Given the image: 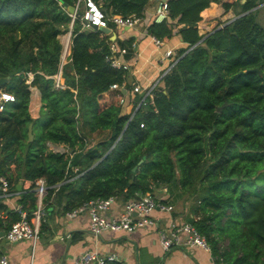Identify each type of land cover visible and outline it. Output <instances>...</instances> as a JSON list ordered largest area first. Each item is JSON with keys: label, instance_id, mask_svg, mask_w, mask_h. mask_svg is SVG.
I'll return each instance as SVG.
<instances>
[{"label": "trees", "instance_id": "16d2710c", "mask_svg": "<svg viewBox=\"0 0 264 264\" xmlns=\"http://www.w3.org/2000/svg\"><path fill=\"white\" fill-rule=\"evenodd\" d=\"M75 1L0 0V76L8 75L2 87L15 94L0 110V173L14 188L39 175L57 182L44 197L46 211L53 201L64 200L68 210L94 196L126 200L154 192L155 184L180 188L178 194H195L187 219L206 237L216 263L264 264V0H167L171 20L151 21L147 30L158 38L178 34L185 44L153 88V101L146 97L136 109L139 93L133 103L100 100L112 82L131 89L127 68L113 65L109 56L110 42L131 48L133 37L112 40L99 28L83 27L68 11ZM95 1L108 16H141L149 4ZM212 1L232 8L234 16L200 33V12ZM69 30L65 86L55 87L59 34ZM31 85L40 91L37 116L29 110ZM104 129L90 143V133ZM22 192L17 201L29 216L35 191ZM160 192L154 193L169 199V192ZM8 207L0 198L1 228L20 217L10 208L6 222ZM224 235L228 242L220 247Z\"/></svg>", "mask_w": 264, "mask_h": 264}, {"label": "crops", "instance_id": "0c3cea01", "mask_svg": "<svg viewBox=\"0 0 264 264\" xmlns=\"http://www.w3.org/2000/svg\"><path fill=\"white\" fill-rule=\"evenodd\" d=\"M226 1L233 2L234 0ZM153 7L154 3H149L144 11V16L147 17H143L144 19L133 27L120 28L115 25L110 27L112 31L110 35L113 33L114 39L126 40L133 37V47L131 48L128 45L120 46L117 42L120 47H126L125 51H119L117 54L119 59L127 64L126 82L130 86H133L134 83L145 86L158 74L159 68L164 63L161 55L166 46H173L177 49L185 44L178 34L170 38H163L161 46L154 43L153 37L148 30L146 31L147 25L151 22ZM200 15L199 32L205 33L219 25L220 21L233 17L234 10L232 8L225 10L220 2L212 1L209 6L202 9ZM121 90L126 95L125 103H133L134 92L124 87ZM106 94L116 101L117 93L115 90H110ZM40 105V91L36 85H31L29 109L32 116L39 114ZM20 183V187L16 186L19 190L18 194L3 199L9 206L3 216L6 222L12 218V214L8 213L9 209L13 208L23 193L22 191L31 187L30 179L24 178ZM123 201L124 199L118 198V202L112 204L111 210H121ZM63 202L64 200L61 203L53 201V205L48 208L43 216L40 232H45L47 238L41 237L37 240H49V242L41 245L38 255L34 250L33 261H35L33 264H72L74 256L85 248H97L102 252L113 250L131 264H217L213 260L210 249L198 244L192 246L172 245L170 248L164 249L153 226H139L131 231L105 230L96 236L88 228V213L82 211L77 215L68 216L65 213L66 210L62 208ZM26 206H30L29 199L26 201ZM154 213L159 222L186 219L182 213H176L174 210L171 212L155 210ZM28 246H31L28 239L17 241L2 239L1 251L8 254L10 264H27L22 259L25 257L24 254L28 253V264H30L31 251L26 249ZM24 251L26 252L24 253Z\"/></svg>", "mask_w": 264, "mask_h": 264}, {"label": "built area", "instance_id": "2783aa9c", "mask_svg": "<svg viewBox=\"0 0 264 264\" xmlns=\"http://www.w3.org/2000/svg\"><path fill=\"white\" fill-rule=\"evenodd\" d=\"M149 3H154L153 13H151V21H170L169 8L167 0H148ZM76 11L70 13L72 20L78 15L77 10L81 13L78 15L81 19L83 27L91 28V24L97 25V27L109 26L112 22L115 26L120 28H130L141 22L144 14L139 15H127L124 16L119 13H112L106 15L100 5L95 0H76ZM222 25L220 23L217 26ZM153 41L157 46L163 44V38H158L153 35ZM67 39H65L61 52V63L58 71L53 73L54 86L64 87L65 82L62 76V64L67 60L70 45V32H67ZM113 40V39H112ZM111 54L109 58L111 63L116 66L127 67V64L119 59L117 52L125 51L126 47H120L114 40L110 42ZM179 54L177 49L173 46H166L161 55V59L164 63L159 68L158 74L150 80L148 84L142 86L140 83H134L131 87L133 96L135 93L141 94L140 99L135 104V109L140 105L142 101H145L146 97L153 101V88L158 84L160 77L173 65L178 58ZM126 88L125 82H112L109 90ZM108 90V91H109ZM117 99L119 103H125L126 95L123 92H117ZM132 96V97H133ZM15 94L10 90L0 87V110L4 107V103L9 100H14ZM134 111V110H133ZM133 113V112H132ZM143 124V122H141ZM49 147L55 150H66L67 148L63 144L48 142ZM31 180V187L35 191L36 205L33 208L31 214L28 216L26 209L22 207L19 201H16L14 208L20 212V217L12 220L4 229L3 234L0 233V264H9V256L5 252L1 251L2 237L9 241H17L21 239H28L31 244V258L30 264H33L34 248L36 240L39 237L41 230V222L46 212L44 197L47 194L48 188L51 186L57 187L58 183L49 184L44 175H39ZM19 190L12 187V183L9 178L0 173V198L7 199L15 194H18ZM118 202V197L115 194H109L107 196H94L84 200L81 204L74 206L71 209L65 211L66 215L74 216L82 211L88 213V228L94 235H100L105 230H124L131 231L139 226H153L158 233L160 243L164 249L170 248L172 245H188L194 244L201 245L209 249V244L204 236L193 222L188 219L175 220L171 219L167 224H160L155 210H161L171 212L174 209V204L164 195H159L151 191H144L138 193L134 197H129L122 203V208L119 211H113L112 204ZM1 215V212H0ZM131 264L120 257L115 251L102 252L97 248H85L81 252L77 253L72 261V264Z\"/></svg>", "mask_w": 264, "mask_h": 264}, {"label": "rangeland", "instance_id": "374dc122", "mask_svg": "<svg viewBox=\"0 0 264 264\" xmlns=\"http://www.w3.org/2000/svg\"><path fill=\"white\" fill-rule=\"evenodd\" d=\"M263 10V11H262ZM262 12L259 13V18L261 21H263V15H264V8L261 9ZM153 13V12H152ZM147 16L145 15L144 18H146ZM143 18V19H144ZM142 19V20H143ZM112 26L114 27V24L112 23ZM147 31V29H146ZM67 36V32H63V33H60L59 34V37L62 41V43H64L65 39ZM31 78V75L29 76L28 80ZM5 84V83H4ZM2 84L1 86H6ZM33 86V85H32ZM118 96V95H116ZM118 98V97H117ZM101 104L104 105V104H108L111 100L115 101L114 98H110L108 94H105L101 97ZM116 101H118V99H116ZM30 102V101H29ZM30 110V109H29ZM106 132V129L104 130H99V131H93L90 133L89 135V138H90V143H94L97 138L101 137L102 135H104V133ZM27 135H28V132H27ZM28 137V136H27ZM67 148V146H65ZM1 154V152H0ZM177 176H180V173L177 172ZM154 192H164V190L167 192H169V201H171L173 204H174V211L176 213H182L183 214V217L187 219V215L189 214V212L191 211V207H192V203L195 201V194L194 193H187L186 191H181L180 194H178L177 192L180 190V188H176L175 190H170L166 184H155L154 186ZM66 196V194H64L62 197L64 199V197ZM198 202V201H197ZM61 203V202H60ZM172 210V211H173ZM201 215V213H200ZM168 221L164 222V221H161L160 224H167ZM41 231V230H40ZM42 238H47V235L45 234V232H40L39 233V237L38 239H41ZM46 241V242H45ZM49 240H36V245H35V251L37 252V255H38V251L40 250L41 248V245L42 244H45V243H48ZM228 242V236L227 235H224V237L222 236L220 238V241H219V245L220 247H222L223 245L227 244ZM26 249L30 250L31 251V246H28L26 247ZM26 251H24L25 253ZM40 252V251H39ZM24 258L22 260H24V263H27L29 262V255L28 253H25L24 254ZM37 257V256H36ZM35 261V260H34ZM33 261V262H34ZM9 264H10V259H9ZM219 264V263H217Z\"/></svg>", "mask_w": 264, "mask_h": 264}, {"label": "water", "instance_id": "95a60500", "mask_svg": "<svg viewBox=\"0 0 264 264\" xmlns=\"http://www.w3.org/2000/svg\"><path fill=\"white\" fill-rule=\"evenodd\" d=\"M68 11H69L70 13H74V12L76 11L75 6H74V5H73V6H69V7H68ZM80 13H81V11H80V10H77V14L79 15ZM70 26H71V25H70ZM91 26H92L93 28H99V29H101L102 31H104L105 33H111V32H112V31H111V28H110L109 26H107V27H103V26L97 27V25H95V24H91ZM69 32H70V30H69ZM110 38H111V39H114V34H113V33H112V35H110ZM252 69H256V70H258L259 72H261L260 68L257 67V66L252 67ZM7 79H8V75H2V76H0V87H2L1 85H2L4 82H6ZM225 103H226V101L222 102L220 105L217 106V109L220 110V109L222 108V106H223ZM27 132H28V137H29V138H32V137H33L32 122L29 123ZM143 158H144V155L139 159V161H141ZM135 167H136V165L133 166V168H135ZM20 185H21V183L18 182L16 186H17V187H20ZM137 195H138V194H137ZM3 232H4V229H1V230H0V233L3 234ZM2 239H5V237L3 236ZM3 241H4V240H3Z\"/></svg>", "mask_w": 264, "mask_h": 264}]
</instances>
